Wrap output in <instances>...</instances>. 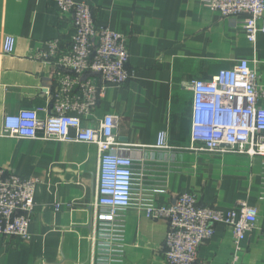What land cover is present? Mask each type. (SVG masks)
<instances>
[{"label":"crops","instance_id":"crops-1","mask_svg":"<svg viewBox=\"0 0 264 264\" xmlns=\"http://www.w3.org/2000/svg\"><path fill=\"white\" fill-rule=\"evenodd\" d=\"M74 1L90 7L97 28L128 38L132 79L108 87L89 115L71 112L90 128L107 114L115 116L116 139L129 147L134 160L132 205L122 213V264H167L162 255L167 223L145 217L142 205H166L185 193L220 211L237 210L241 202L254 208L257 225L241 243L240 260L264 264V158L188 148L190 82L209 81L219 70L247 60L264 87V36L251 45L239 21L222 18L198 0ZM6 35L16 41L11 55L2 52ZM72 35L70 19L55 0H0V169L37 180L30 238H0V264H92L96 147L2 135L6 115L33 109L44 120L52 114L57 69L32 54L46 51L50 40L66 46ZM161 132L167 150L155 148ZM156 187L165 193L153 195ZM232 241L231 230L217 225L200 247L199 259L227 264Z\"/></svg>","mask_w":264,"mask_h":264},{"label":"built area","instance_id":"built-area-1","mask_svg":"<svg viewBox=\"0 0 264 264\" xmlns=\"http://www.w3.org/2000/svg\"><path fill=\"white\" fill-rule=\"evenodd\" d=\"M222 18L242 24L247 41L255 45L264 36V0H198ZM61 14L70 19L73 35L64 46L58 39L46 42V51L33 58L55 67L52 114L40 120L36 110L25 109L3 117L2 135L13 139L76 142L97 149L96 198L92 206V264H122L124 235L122 213L132 205L133 158L129 147L115 136L117 118L105 115L96 128L84 127L76 112L89 115L108 87L123 86L132 79L128 68V38L97 28L85 2L55 0ZM15 38L6 35L2 52L11 55ZM261 76L247 60L221 69L209 81L189 84L192 114L189 150L210 154H240L264 158V87ZM96 80V81H95ZM71 131L74 132L71 135ZM156 149L167 150L166 134L159 133ZM36 178L6 174L0 169V238H30ZM264 185V176H263ZM264 188V186H263ZM153 195L164 194L160 187ZM144 216L164 220L167 232L163 260L167 264H205L198 251L223 225L232 232V253L227 264H241L240 248L246 233L257 225V212L246 202L237 210L220 211L200 205L193 194H180L173 202L142 205Z\"/></svg>","mask_w":264,"mask_h":264}]
</instances>
